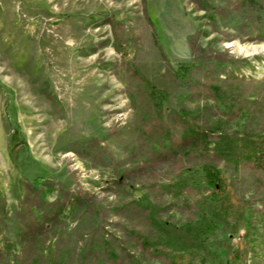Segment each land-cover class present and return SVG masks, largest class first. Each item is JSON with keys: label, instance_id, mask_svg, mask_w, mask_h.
<instances>
[{"label": "rangeland", "instance_id": "rangeland-1", "mask_svg": "<svg viewBox=\"0 0 264 264\" xmlns=\"http://www.w3.org/2000/svg\"><path fill=\"white\" fill-rule=\"evenodd\" d=\"M237 1L0 0V216L7 214L8 225L0 229V259L21 255L26 238L13 214L26 184L42 178L103 206L135 203L148 208L160 240L151 249L154 254L169 250L172 256L186 250L198 264H229L242 222L220 220L204 247L189 249L184 233L187 218L175 204L178 199L194 203L200 195L185 189L176 197L166 187L197 169L204 185L198 167L204 162L182 166L174 161L184 155L179 142L192 138L168 121L167 114L198 115L197 121L214 135L264 134V42L247 41L231 20L215 11H232ZM203 4L210 11L201 10ZM110 18L118 23L115 31ZM196 31L204 47L244 61L234 73L254 81L257 88L248 90L242 81L213 82L219 87L216 99L221 92L238 93L239 100L222 98L224 102L210 98L214 90L200 97L171 90V69L192 64L187 39ZM116 37L125 42L129 59L116 50ZM151 99L161 106L162 120L174 138L140 137L141 119L150 115ZM89 140L98 141L115 162L105 166L95 150L88 155L73 151V143ZM216 146L206 150L208 159L217 152ZM212 163L220 177L226 173L231 177L221 185L231 189L229 198L236 204L239 199L264 198L263 175L239 169L235 177L226 161ZM35 187L47 201L56 197L49 186ZM73 209L65 208L60 219L71 225ZM35 217L42 222L40 212L35 211ZM108 220L141 228L120 214ZM110 229L121 236L116 228ZM55 241L50 239L33 264L80 263L83 244L68 263ZM128 249L144 264H161L157 256L145 257L132 244Z\"/></svg>", "mask_w": 264, "mask_h": 264}, {"label": "trees", "instance_id": "trees-1", "mask_svg": "<svg viewBox=\"0 0 264 264\" xmlns=\"http://www.w3.org/2000/svg\"><path fill=\"white\" fill-rule=\"evenodd\" d=\"M200 9L210 11L211 8L203 4ZM215 11L221 17L231 20L233 29L246 37L247 41L264 42V0H238L232 11L227 12L219 8H215ZM108 23L115 31L118 23L111 18L108 19ZM199 39L198 31L187 39L192 64L190 66L181 65L176 70L171 69L170 87L169 83L167 85L171 90L182 94L190 92L191 95L199 97L207 94L209 90H214L216 92L210 93V98L217 102L222 98H233L235 101L239 98L236 97L237 92L231 95L221 92V97L216 99L219 87L213 82L225 84L227 81H242L248 90L257 88L254 81L239 78L234 73L244 61L230 56L226 51L219 52L204 47ZM156 41L163 50L158 39ZM115 47L123 59L127 60L131 57L125 42L119 37H116ZM151 100L150 115L148 112L141 119L143 131L140 137L149 139L159 134L174 138L168 124L162 120L161 106L158 103L156 105L153 99ZM222 102H224L223 99ZM167 118L176 127L190 133L192 138V140L188 139L189 137L184 138L179 142L184 155L178 156L174 161L182 166L194 165L199 161L204 162L202 166L200 163L198 166L201 172L199 176L204 180V185L198 178L200 173L197 169L190 174L186 172L175 184L166 187L167 190L171 189L176 197H179L178 193H182L185 189L195 190L200 195V199L194 203H181L178 199L175 204L178 211L187 218L184 233L189 249L204 247L218 228L220 220L225 219L229 223L242 222L243 231L234 239L235 251L230 255L229 264H264V198L257 199L254 196L251 197L252 200L239 199V204H236L229 198L231 189L229 187L227 189L226 185H221V181L224 183L231 180L229 174L226 173L224 178L220 177L219 171L212 170L211 167L212 162L226 161L227 165H230L228 172L235 177L239 169L264 176V134L256 133V136L252 137L244 133V135H214L203 128L205 124L197 121L198 115L186 118L181 113L169 112ZM73 144V151L79 154L84 152L88 155L95 150L105 166H111L115 162L113 156L100 146L98 141H79ZM188 146L197 152L192 153L193 149H188ZM212 146L217 148V152L212 156L213 160L208 159L206 151ZM36 184L55 189L56 197L51 201L43 199L40 189L35 187ZM234 186L236 185H231L232 188ZM130 204V206L129 204L103 206L91 197L76 194L61 183L42 178L35 179L32 183L28 182L19 210L13 214V218L21 226L26 245L21 255H7L0 259V264H9L12 261L18 264H33L43 255L44 247L51 238L56 239V250L65 257L68 263H72L76 249L83 244L84 256L79 264H96L99 260L106 264H144L143 260L128 249V246L132 244L145 257L147 255L157 256L161 264H198L194 262L192 254L186 250L172 256L169 255V250L160 251L158 254L152 253L151 249L160 244L159 235L154 233L156 219L148 208H142L135 203ZM68 206L74 207L69 216L71 225L65 222V219H60L61 212ZM35 211L40 212L41 223L36 220ZM119 214L135 222L136 226H141V228L137 229L133 225L125 226L121 221L113 225L108 220L111 216ZM6 216L7 214L0 216V229L8 228L5 221ZM110 228H116L121 236L112 233Z\"/></svg>", "mask_w": 264, "mask_h": 264}]
</instances>
